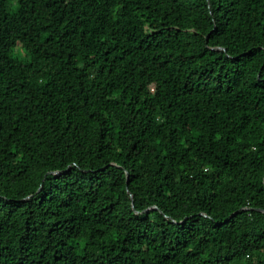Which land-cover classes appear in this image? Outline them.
<instances>
[{"label":"trees","instance_id":"1","mask_svg":"<svg viewBox=\"0 0 264 264\" xmlns=\"http://www.w3.org/2000/svg\"><path fill=\"white\" fill-rule=\"evenodd\" d=\"M0 264H264V0H0Z\"/></svg>","mask_w":264,"mask_h":264},{"label":"water","instance_id":"2","mask_svg":"<svg viewBox=\"0 0 264 264\" xmlns=\"http://www.w3.org/2000/svg\"><path fill=\"white\" fill-rule=\"evenodd\" d=\"M134 206V205H133ZM134 208V207H133Z\"/></svg>","mask_w":264,"mask_h":264}]
</instances>
